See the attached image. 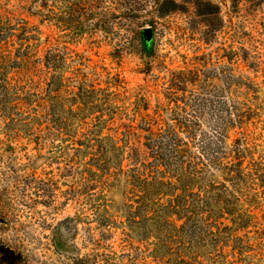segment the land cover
<instances>
[{"label":"rangeland","instance_id":"obj_1","mask_svg":"<svg viewBox=\"0 0 264 264\" xmlns=\"http://www.w3.org/2000/svg\"><path fill=\"white\" fill-rule=\"evenodd\" d=\"M0 264H264V0H0Z\"/></svg>","mask_w":264,"mask_h":264},{"label":"trees","instance_id":"obj_2","mask_svg":"<svg viewBox=\"0 0 264 264\" xmlns=\"http://www.w3.org/2000/svg\"><path fill=\"white\" fill-rule=\"evenodd\" d=\"M47 64L48 63L46 62V65ZM51 80H52V83L56 86V81H55L54 77L51 78ZM190 182L191 181L187 180L184 184L185 186H183V187H189V186L192 187ZM177 199H178V196H176L174 198V200L172 201L173 205H175V206H179ZM226 202L228 204V201H226ZM220 203H221V199L214 198V197L212 198L211 202H208L209 213H207L208 214L207 216L202 215L203 216L202 217L203 222H205V224H208V226L214 228L216 231H219V229H221L224 225V220L231 218L228 220L230 222V224L232 225L229 228L235 229V232L245 231V229L248 227V224H249L248 221L246 220L247 218H245L247 216L240 214L239 210H235V209H227V211H223L222 209L219 210L218 208H219ZM189 214H190L189 215L190 217L187 218L188 222H190L191 219L195 215V207L192 206L190 208ZM209 214H211V215H209ZM233 217H234V219H232ZM224 227H228V226H224Z\"/></svg>","mask_w":264,"mask_h":264},{"label":"water","instance_id":"obj_3","mask_svg":"<svg viewBox=\"0 0 264 264\" xmlns=\"http://www.w3.org/2000/svg\"><path fill=\"white\" fill-rule=\"evenodd\" d=\"M150 29H145V35H146V39L149 40L150 39Z\"/></svg>","mask_w":264,"mask_h":264}]
</instances>
